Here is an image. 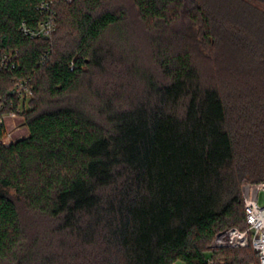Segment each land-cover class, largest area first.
<instances>
[{"label": "trees", "instance_id": "trees-1", "mask_svg": "<svg viewBox=\"0 0 264 264\" xmlns=\"http://www.w3.org/2000/svg\"><path fill=\"white\" fill-rule=\"evenodd\" d=\"M0 104V264H260L211 244L264 181V0H0Z\"/></svg>", "mask_w": 264, "mask_h": 264}, {"label": "built area", "instance_id": "built-area-1", "mask_svg": "<svg viewBox=\"0 0 264 264\" xmlns=\"http://www.w3.org/2000/svg\"><path fill=\"white\" fill-rule=\"evenodd\" d=\"M65 1L71 3L73 0ZM50 5L51 2L43 3L45 9H48ZM55 29L56 24L52 16L45 19L35 29L23 26L24 33L33 39H50L55 32ZM14 58L15 56L4 54L1 57V64L6 68H9L10 66L14 67ZM12 92L19 98L21 105L24 104L25 108L26 105L29 107V102L32 99V87L27 81L17 82ZM21 110L22 109L20 108L18 112L11 111L4 114L1 117L0 122L5 125V119L7 117L10 116L16 118L19 116ZM5 135L9 134L6 133ZM11 142L13 141H10L9 143L4 142V144H10ZM241 193L247 228L245 230L229 228L219 232L211 244V249L244 248L251 246L260 264H264V201L261 203V198L264 200V181L259 183L243 182Z\"/></svg>", "mask_w": 264, "mask_h": 264}, {"label": "rangeland", "instance_id": "rangeland-1", "mask_svg": "<svg viewBox=\"0 0 264 264\" xmlns=\"http://www.w3.org/2000/svg\"><path fill=\"white\" fill-rule=\"evenodd\" d=\"M30 100V99H29ZM28 107V105H26ZM5 127L6 133L9 135H5L3 138V142L9 143L10 141H16L18 139H22L28 135V130L24 124V118L22 116H17L16 118L7 117L5 119ZM10 137V138H9ZM263 198H261V203H263ZM175 264H184L181 261H178Z\"/></svg>", "mask_w": 264, "mask_h": 264}]
</instances>
